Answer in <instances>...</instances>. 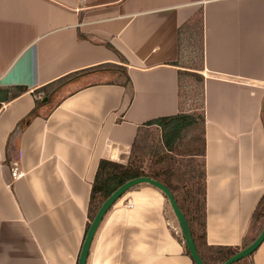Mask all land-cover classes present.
Instances as JSON below:
<instances>
[{
	"label": "crops",
	"instance_id": "obj_1",
	"mask_svg": "<svg viewBox=\"0 0 264 264\" xmlns=\"http://www.w3.org/2000/svg\"><path fill=\"white\" fill-rule=\"evenodd\" d=\"M195 30L206 242L239 251L259 236L264 0H0V264H78L100 162L127 164L141 125L180 113ZM67 76L36 104L34 90ZM181 235L166 194L141 183L106 213L87 264H194ZM236 264H264V242Z\"/></svg>",
	"mask_w": 264,
	"mask_h": 264
},
{
	"label": "trees",
	"instance_id": "obj_2",
	"mask_svg": "<svg viewBox=\"0 0 264 264\" xmlns=\"http://www.w3.org/2000/svg\"><path fill=\"white\" fill-rule=\"evenodd\" d=\"M202 22V17L196 20V23L200 24L201 30ZM182 29L180 28V33ZM200 42V67L196 69L183 66L192 70L184 69L179 72L180 113L156 118L141 125L130 150L127 164L108 159L101 160L92 185L89 219L93 221L103 202L123 184L135 178L150 177L161 182L173 192L190 223L198 252L204 262L206 264H223L234 256L238 249L231 246H208L206 242L205 77L199 72L203 70V38ZM68 77L34 90L32 94L36 97V104L41 102L38 98L40 93L53 90ZM188 79L197 82L198 89L192 84L184 87L183 81ZM182 88H185L184 91ZM195 89L200 96L199 99L191 97V93ZM26 91V88L23 87L14 88L9 99H15ZM33 115H35V111L28 120ZM180 238L185 243L183 234ZM185 246L187 254L192 258L186 243ZM194 264L196 263L194 262Z\"/></svg>",
	"mask_w": 264,
	"mask_h": 264
},
{
	"label": "water",
	"instance_id": "obj_3",
	"mask_svg": "<svg viewBox=\"0 0 264 264\" xmlns=\"http://www.w3.org/2000/svg\"><path fill=\"white\" fill-rule=\"evenodd\" d=\"M44 100H46V98ZM263 108H264V100H263ZM141 183L152 184L158 187L159 189H161L166 194V196L168 197L171 203L174 214L178 220V223L181 228V232L185 239V243L191 253L194 262L196 264H206L198 252L190 223L186 215L184 214L183 210L180 208L173 192L161 182L153 180L150 177L135 178L126 182L103 202L98 212L96 213L93 221L90 224L79 257L78 264H87V260L90 254V249L94 237L106 213L126 192H128L130 189L134 188L135 186ZM263 242H264V228L262 232L259 234V236L251 244L239 250L234 256L226 260L223 264H235L237 262L242 261L243 259L251 256L254 252H256Z\"/></svg>",
	"mask_w": 264,
	"mask_h": 264
},
{
	"label": "rangeland",
	"instance_id": "obj_4",
	"mask_svg": "<svg viewBox=\"0 0 264 264\" xmlns=\"http://www.w3.org/2000/svg\"><path fill=\"white\" fill-rule=\"evenodd\" d=\"M191 35L192 37L187 38V40H185L186 42L184 41L187 48H184L185 53L182 56L181 63L183 66L198 69L200 67V63H199L200 62V50H201V42L199 38L200 36L198 34V30L197 31L195 30V32H193V34ZM189 84H192L193 87L198 89L199 85L193 79H190V80L188 79V80L183 81L184 87ZM184 89L185 88H182L183 91ZM196 89L191 93V97H195L199 99L200 96L198 95Z\"/></svg>",
	"mask_w": 264,
	"mask_h": 264
},
{
	"label": "built area",
	"instance_id": "obj_5",
	"mask_svg": "<svg viewBox=\"0 0 264 264\" xmlns=\"http://www.w3.org/2000/svg\"><path fill=\"white\" fill-rule=\"evenodd\" d=\"M127 206H128V207H132V204H128Z\"/></svg>",
	"mask_w": 264,
	"mask_h": 264
}]
</instances>
